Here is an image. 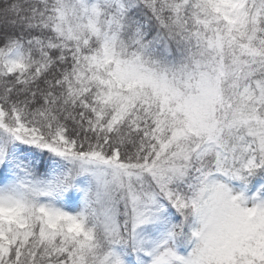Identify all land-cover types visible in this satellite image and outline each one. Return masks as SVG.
Listing matches in <instances>:
<instances>
[{"label":"snow or ice","instance_id":"1","mask_svg":"<svg viewBox=\"0 0 264 264\" xmlns=\"http://www.w3.org/2000/svg\"><path fill=\"white\" fill-rule=\"evenodd\" d=\"M0 264H264V0H0Z\"/></svg>","mask_w":264,"mask_h":264}]
</instances>
